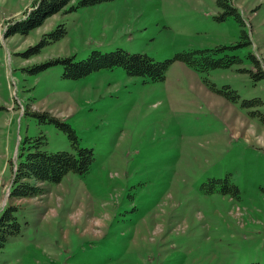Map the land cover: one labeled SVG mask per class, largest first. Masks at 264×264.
I'll return each mask as SVG.
<instances>
[{
	"label": "rangeland",
	"instance_id": "rangeland-1",
	"mask_svg": "<svg viewBox=\"0 0 264 264\" xmlns=\"http://www.w3.org/2000/svg\"><path fill=\"white\" fill-rule=\"evenodd\" d=\"M33 1L0 0V216L14 206L18 224L0 264H264V125L252 115L264 108V77H252L264 74V0H222L241 21L220 17L219 0L69 10L79 1L70 0L27 34L5 36ZM59 26L64 35L49 41ZM218 46L241 63L200 71L173 61L156 82L122 67L66 79L55 62L116 48L162 61ZM253 98L262 106L242 105ZM63 124L92 149L89 170L10 197L25 138L74 149Z\"/></svg>",
	"mask_w": 264,
	"mask_h": 264
},
{
	"label": "trees",
	"instance_id": "trees-1",
	"mask_svg": "<svg viewBox=\"0 0 264 264\" xmlns=\"http://www.w3.org/2000/svg\"><path fill=\"white\" fill-rule=\"evenodd\" d=\"M70 0H34L31 10L25 12V18L16 20L9 24L4 32L5 36L15 33L27 34L30 30L42 24L44 19L61 11ZM111 0H79L76 5L70 6L69 10L82 6H91L100 2ZM220 5L226 8L220 17L233 14L241 21L236 9L219 0ZM27 13V14H26ZM65 33L63 27H58L48 33L51 40L60 39ZM242 37H246L243 31ZM35 49V48H33ZM223 46L210 49H186L176 53L173 58L158 61L142 53H131L121 48L109 52H100L92 50L88 56L81 60H75L74 56L62 57L55 60L56 63L62 65V76L66 79H79L88 74L100 70L111 69L114 67H122L129 76H139L146 81L156 82L165 78V74L173 61L184 62L188 66L196 68L200 71H209L217 68H228L232 64L241 63V58L237 55H229L220 52ZM252 64L256 65L257 61L252 54H249ZM252 77L263 78L262 71L252 74ZM210 89L225 95L228 99L236 101L238 94L235 90L228 93L221 92L216 89L214 83H210ZM229 87L228 85H225ZM262 102L258 98L243 100L242 105L248 107L262 106ZM252 115H256L259 121L264 125V108L252 111ZM41 117H49L46 114ZM50 121H55L53 117H49ZM63 126L68 130V137L73 146L72 151L59 150L48 152L42 148L44 144V136L35 138H25L23 144L19 146L17 151L16 169L9 188V196L14 198L33 197L43 194L44 187L37 183L56 184L62 180L67 173L82 175L86 173L94 160L92 149L80 147L74 130L67 124ZM14 206L4 208L0 216V247L3 246L8 234L13 232L9 227L14 226L17 229L18 224L14 220L12 210ZM259 264V263H250Z\"/></svg>",
	"mask_w": 264,
	"mask_h": 264
}]
</instances>
